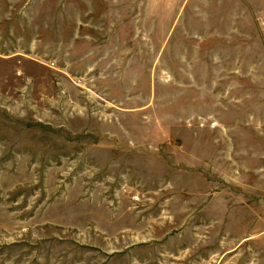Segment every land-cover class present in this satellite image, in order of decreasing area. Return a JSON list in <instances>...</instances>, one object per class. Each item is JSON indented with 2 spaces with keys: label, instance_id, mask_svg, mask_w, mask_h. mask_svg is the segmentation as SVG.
<instances>
[{
  "label": "rangeland",
  "instance_id": "374dc122",
  "mask_svg": "<svg viewBox=\"0 0 264 264\" xmlns=\"http://www.w3.org/2000/svg\"><path fill=\"white\" fill-rule=\"evenodd\" d=\"M0 264H264V0H0Z\"/></svg>",
  "mask_w": 264,
  "mask_h": 264
}]
</instances>
